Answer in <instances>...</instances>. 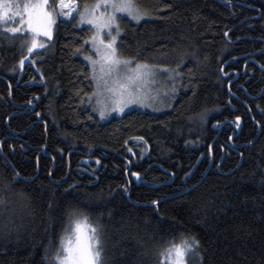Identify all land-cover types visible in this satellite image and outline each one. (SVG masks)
<instances>
[{"label":"trees","instance_id":"obj_1","mask_svg":"<svg viewBox=\"0 0 264 264\" xmlns=\"http://www.w3.org/2000/svg\"><path fill=\"white\" fill-rule=\"evenodd\" d=\"M133 3L148 15H119L118 54L162 71L167 106L103 119L79 12L32 52L0 21V264H58L85 217L102 264H173L193 238L185 264H264V0Z\"/></svg>","mask_w":264,"mask_h":264},{"label":"snow or ice","instance_id":"obj_2","mask_svg":"<svg viewBox=\"0 0 264 264\" xmlns=\"http://www.w3.org/2000/svg\"><path fill=\"white\" fill-rule=\"evenodd\" d=\"M57 2L59 12L54 6L51 7V10L46 7L48 0H40L39 4L32 7L25 4L23 11H20L12 0H0V9H3L0 10V21L7 22L8 19L15 21V18L19 16L20 24H24L26 15L27 28L32 33L28 51L32 52L35 48L44 47V42L38 39L39 36L52 38L53 25L57 23L58 18L66 19L71 23L76 18L77 12H79V23L82 24L87 20L96 29L89 39L92 48L96 50L95 55L98 59H93L91 55L87 56L86 59L92 66L93 79L102 78L105 86L95 93L96 110L99 111L101 118L105 117L112 108L122 112L128 105L132 104L152 106V97L141 86L142 81H145L148 76L154 75L151 66L141 64L134 57L122 58L119 56L117 49L119 36L122 32V28L118 23L120 19L118 14L127 13L132 21H140L148 13L140 10L133 3V0H103V5L99 3L96 5V8L103 7L105 9L99 16L95 15V9L87 7L83 11H79L78 6L74 5V0H57ZM107 9H111V11H107ZM104 29H107V35L110 39L105 40L103 38ZM8 31L16 33L17 31H23V29L13 26ZM24 34L26 37L29 35L28 32ZM87 44L88 41H85L83 47H87ZM133 63L136 66L130 69L129 66ZM98 64L101 66L100 77L97 76ZM161 68L165 71L168 70L166 66H161ZM108 77L113 78V84L117 86L108 87ZM109 101H111V107H109ZM240 119L239 116L236 117L237 121ZM138 139L143 140L144 138L139 137ZM134 175L138 176L139 173H134ZM86 221L87 218L85 217L84 223L78 221L75 224L74 240L61 237V247L56 252V261L59 264H102L103 249L101 247L100 232L98 228L87 225ZM198 245L199 241L194 238L191 242L186 239L181 245L166 250V253L162 255H167L171 259L172 253L175 252V264H183L187 254L190 252L195 253Z\"/></svg>","mask_w":264,"mask_h":264},{"label":"rangeland","instance_id":"obj_3","mask_svg":"<svg viewBox=\"0 0 264 264\" xmlns=\"http://www.w3.org/2000/svg\"><path fill=\"white\" fill-rule=\"evenodd\" d=\"M101 4V5H103V0H99L97 3H95L92 7H91V9H95V15L96 16H99L100 15V13L101 12H103V11H105V9L103 8V7H100V8H96V5L97 4ZM14 5H16V6H18L19 7V9H20V11H23V9H24V6H22V5H19L18 3H13ZM33 5H36V4H32V5H29V7H32ZM90 9V8H89ZM0 10H3V9H0ZM107 11H111V9H107ZM98 12V13H97ZM122 14H125V15H127V13H119L118 14V16L119 15H122ZM91 15V14H90ZM19 17V16H18ZM19 19H20V17H19ZM27 16L25 15V23L24 24H21L23 27H24V29H28L27 28ZM86 22H88L87 20L84 22V23H86ZM90 26L92 27V28H94V31H96V29H95V27L92 25V24H90ZM103 33H104V36H103V38L105 39V40H107V39H110V37L107 35V29H104L103 30ZM113 34H115V33H113ZM92 50H94V55H92L93 56V59H98V57L95 55V49L94 48H92ZM135 63H133V64H131L130 66H129V68L130 69H133V68H135ZM150 66V65H149ZM100 69H101V66L98 64L97 65V76L98 77H100L101 76V71H100ZM151 69H152V71L154 72V75H150V76H148L147 78H146V80L145 81H142L141 82V86L144 88V90L148 93V95L150 96V97H152V99H151V103L152 104H156L155 106H146V105H144V106H142V105H139V104H132V105H128L125 109H124V111H126V109H129V108H133V107H140V108H145V109H152V110H160V109H162V108H165L166 106H167V104L166 103H163V100L162 99H164L166 96H168L169 94H168V92H166V86L168 85V82H166V81H164V79L162 78V77H164V74H160L162 71H157V70H154L152 67H151ZM93 70V69H92ZM163 70V69H162ZM105 71H106V69H105ZM164 73H165V71H163ZM167 74H170L171 76H173V74H171L170 72L168 73L167 72ZM165 75H166V73H165ZM169 76V75H168ZM108 80H109V83H108V87H114V86H117V85H114L113 84V78H111V77H108L107 78ZM168 79H170V81L172 80V77H170V78H168ZM96 81H95V84H97V85H101V87H102V89H103V87H105L104 86V83H103V79L101 78V79H95ZM168 81V80H167ZM101 90V89H100ZM92 106H94V108H95V110H96V107H97V105H96V96L95 97H93V100H92ZM109 107H111V101H109ZM124 111H118V110H116L115 108H112V110L111 111H109V112H107V114L105 115V117H107V116H110V115H115V114H118V115H120L121 113H123ZM97 113H98V111H97ZM99 114V113H98ZM99 116H100V114H99ZM101 117V116H100ZM103 119V118H102ZM78 221H76L74 224H72V226H71V228L69 229L70 231L65 235V239H69V238H71V239H75V232H74V228H75V224L77 223ZM79 222H81V223H84L83 221H79ZM171 259L173 260V264H175V261H176V257H175V254L171 257ZM185 262V259H184V261H183V264H185L184 263ZM58 264H59V262H58Z\"/></svg>","mask_w":264,"mask_h":264},{"label":"water","instance_id":"obj_4","mask_svg":"<svg viewBox=\"0 0 264 264\" xmlns=\"http://www.w3.org/2000/svg\"><path fill=\"white\" fill-rule=\"evenodd\" d=\"M36 100H39V98H38L37 96H36ZM236 122L239 124V125L236 127V130L239 131L240 126L242 125V122H241V120H239V121L236 120ZM224 124H225V122L222 123L221 126H223Z\"/></svg>","mask_w":264,"mask_h":264}]
</instances>
